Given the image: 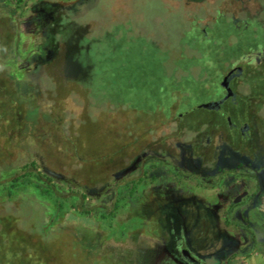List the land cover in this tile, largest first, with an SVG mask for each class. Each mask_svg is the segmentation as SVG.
<instances>
[{"label":"rangeland","instance_id":"374dc122","mask_svg":"<svg viewBox=\"0 0 264 264\" xmlns=\"http://www.w3.org/2000/svg\"><path fill=\"white\" fill-rule=\"evenodd\" d=\"M179 1L181 2V0H4L6 5L0 7V15L5 16L4 27L10 23L13 26L15 24L23 37L22 50L25 53L45 42V26L51 24L55 18L57 22L62 23L67 18L65 23H68L70 18L78 19L84 26L88 25L89 37H100V44L92 45L89 53L94 57L108 54V59L113 56L107 50V47L111 48L109 44L114 46L117 38L122 41L120 37H125L129 29L140 28L146 35L149 34V37L143 36L146 38L144 46L138 45V38L132 41L125 39V48L114 55L113 63L116 62L117 67L125 71L129 69L126 74L133 71V75L138 78L135 80L138 81V85H144L147 77H150L152 82H157L156 85H162L165 82L162 78L164 75L174 74L179 79L188 76L197 78L202 74L198 64L183 60L179 56L181 51L192 54L190 48L178 44V31L182 27L180 23L187 19L189 12L193 14L198 11V6L191 4L185 9ZM13 19L15 22H12ZM107 31H110V34L105 35ZM83 39L87 42L91 38L86 36ZM155 41L163 42L164 45L160 46L157 58L150 59L147 47L150 42ZM83 54L84 52H80L81 57ZM138 54L142 55L141 58ZM8 60L10 61L9 58L6 59ZM27 60L17 65L13 64L11 68L7 67L6 72L16 68L22 70L25 81L39 83L41 87L48 86L47 79L39 73L37 65L39 60L37 58L31 60L32 62ZM256 60L252 59L251 67H254L253 63ZM253 75L254 81L255 70ZM201 77L207 78V75ZM130 80L134 84V80ZM22 95L28 97L31 104L41 101V97L35 91L22 92ZM89 105L90 101L77 90L75 102L71 103L69 111L76 118L85 115V112L90 114L91 135L88 137L85 126L79 127L78 142L86 144L87 147L91 145L97 148L104 137L101 135L104 125L98 124L99 118L104 114V110L105 116L110 115L109 106L118 105L115 103L103 105L104 110L98 107L100 104L94 106L97 110L88 109ZM192 130L193 128H189L181 134L172 136L174 149H179L181 154L178 157L179 162L175 161L174 166L181 172L182 177H195L200 170L198 163L192 160L188 146L190 143L192 146L196 143ZM0 141L3 148L5 138ZM107 145L110 146L109 141ZM146 147L160 148L143 146ZM220 148L224 149L222 146ZM133 153L130 155L134 156L133 159L126 158L128 161L131 160L127 168L126 163H122L121 167L120 165L115 167L110 162L101 165V168H95L94 165L92 171L83 175V172L73 171L59 160L42 159L32 152L25 153L16 149L5 151L2 152L0 160V185L5 184L13 177L15 171L33 160L37 162L39 171L53 178L58 185H68L76 190L80 188V182H86V188L81 187V191L86 193L89 204L109 206L113 203V193L119 186L140 176L142 168L138 161V151ZM229 153L230 159L224 161L231 165L234 160L246 164L240 156ZM113 159L110 157V161ZM52 170H57L63 175L67 171V174L57 175ZM150 174L145 183L139 186L137 193L125 200V205L119 209L112 222L98 220L93 214L80 217L73 211L60 213L56 220H52L53 206L41 200L32 189H23L9 197L0 186V264L24 262V256L27 258L28 252L40 253L42 246H47L48 249L56 246L55 250L59 252L53 255L57 258L54 264H106L104 262L186 264L176 259L170 251L173 244L171 233L175 230L182 236L185 247L201 261L200 264H227L230 248L237 244L234 238L237 236L247 238V231L255 235L257 245L260 246L259 243L264 238V214L252 213L248 219L244 206L237 207L232 203L229 188L224 182L221 186L206 191L201 187L195 188V182L192 180L185 181L181 176L161 167L153 177ZM87 175L93 177V180L85 181ZM195 178L198 181V178ZM239 187V194H242V186ZM79 233L88 238L80 240L77 237ZM87 240L94 241L93 248L86 245ZM53 241L56 243L55 246ZM40 258L42 264H46L44 255L41 254ZM117 259L122 260L116 263Z\"/></svg>","mask_w":264,"mask_h":264},{"label":"trees","instance_id":"16d2710c","mask_svg":"<svg viewBox=\"0 0 264 264\" xmlns=\"http://www.w3.org/2000/svg\"><path fill=\"white\" fill-rule=\"evenodd\" d=\"M3 1L0 0V7L5 4ZM67 19H64L63 23L57 22L56 18L52 19V23L45 26V42L25 53L22 50L23 37L15 24L13 26L10 23L4 27L5 16L0 15V140L5 138L3 148L0 146V160L3 156L2 152L16 149L25 153L32 152L42 159L59 160L73 171L83 172V175L92 171L94 165H96L95 168H101V165L110 164V162L115 167L119 165L121 167L122 163H126L127 168L131 160L128 161L126 158L133 159L134 156L130 155L138 151V123L143 121L145 126L148 125L147 120L159 116L158 110L144 105L138 106V81L135 82L138 78L133 75V71L126 74L129 69L125 71L117 67L116 62L113 63L114 55L125 48V39L132 41L138 38L140 28L128 30L125 37H122V41L115 39L114 46L109 44L111 48L107 47V50L113 56L108 59V54L94 57L89 53L92 45L100 44V37H89L88 25L84 26L78 19L71 18L68 23H65ZM12 22H15L14 19ZM86 36L91 39L84 42L83 38ZM145 36L149 37V34ZM80 52H84L82 57ZM7 58L10 61H6ZM35 58L39 60L37 63L39 73L48 81L46 87L43 85L41 87L39 83L36 84L30 80L25 81L22 70L14 68L6 72L7 67L11 68L13 64L17 65L27 59L31 61ZM251 64L245 68V72L255 70L254 99L259 103V116L264 117L262 114L264 113V61L256 60L253 68ZM208 67L209 64L206 67L203 66L202 70H207ZM130 79L134 80V84L130 82ZM246 84L247 81L244 82V85ZM257 84H259L258 88ZM77 90L90 101L88 109L97 110L94 108L97 104H100L98 106L100 109L107 104L118 105V107L109 106V116H105L106 111L103 109L104 116H100L98 124L104 125L101 134L104 137L97 148L91 145L87 147L86 144L78 142V128L85 126L89 137L91 135L89 128L92 127V123L89 113L85 112V115L76 118L69 111L71 103L75 102ZM32 91L41 97V101L31 104L28 102L29 98L22 95V92ZM243 94L249 93L243 92ZM146 95L143 93V99ZM108 141L110 146L107 145ZM110 157L114 158L113 161H110ZM117 169L120 170V168ZM52 171L54 174L63 175L57 170ZM65 173L67 174V171ZM87 179L92 181L93 177L90 178L87 175L85 181ZM85 183L80 182V188L76 190L68 185H58L53 178L42 174L37 162L31 160L0 186L9 197L23 189H32L41 200L53 206L52 220H56L60 213L73 211L80 217L93 214L98 220L112 222L119 209L125 205V200L132 198L139 186L145 183V178L119 186L113 193V203L109 206L89 204L86 193L81 191V187L86 188ZM77 237L80 240L88 238L81 233L77 234ZM171 237L173 239L171 241L173 244L170 246L171 253L176 259L188 264L182 258L183 250L187 249L182 236L175 230L171 233ZM53 242L55 246L56 243ZM85 243L91 248L94 247V241L87 240ZM55 247L48 249L47 246H42L40 253L28 252L27 258L23 255L24 262L20 261L18 264H42L41 254L44 255L46 264H54L57 258L53 255L59 252L55 250ZM117 260L116 263L122 259Z\"/></svg>","mask_w":264,"mask_h":264},{"label":"flooded vegetation","instance_id":"af4514ba","mask_svg":"<svg viewBox=\"0 0 264 264\" xmlns=\"http://www.w3.org/2000/svg\"><path fill=\"white\" fill-rule=\"evenodd\" d=\"M180 4L185 9L196 5L198 11L189 12L180 23L178 44L189 47L192 54L181 51L179 56L198 64L201 76L206 74L207 78L178 79L169 74L162 76L165 81L162 85H156L150 77L144 85H138V106L159 111L158 117L147 120L148 125L138 123V147H141L138 161L142 168L138 179L146 180L150 173L153 177L160 167L182 177L174 166L181 154L174 149L172 136L193 128L196 143L188 146L192 160L200 168L195 176L198 181L192 176L182 178L192 180L195 188L206 191L224 182L232 203L244 206L248 219L253 214H264V117L259 116V103L254 99V70L245 72L252 59L264 61V0H181ZM145 34L138 30V45L144 46ZM161 45L163 42H150L147 47L150 59L157 58ZM204 63L209 64L207 70H202L206 67ZM233 70L237 73L229 80L231 94L226 97L228 91L222 82ZM143 93L147 94L145 101ZM219 100L223 102L214 109L200 107ZM144 145L160 148H143ZM229 152L243 158L246 164L234 160L231 165L224 161L230 159ZM184 251L194 263L186 261ZM183 252L182 258L188 264L201 263L189 250Z\"/></svg>","mask_w":264,"mask_h":264},{"label":"crops","instance_id":"0c3cea01","mask_svg":"<svg viewBox=\"0 0 264 264\" xmlns=\"http://www.w3.org/2000/svg\"><path fill=\"white\" fill-rule=\"evenodd\" d=\"M247 233V238L240 236L234 238L237 244L230 248L228 264H264V238L259 243L262 246L260 247L257 245L255 235L250 231Z\"/></svg>","mask_w":264,"mask_h":264},{"label":"water","instance_id":"95a60500","mask_svg":"<svg viewBox=\"0 0 264 264\" xmlns=\"http://www.w3.org/2000/svg\"><path fill=\"white\" fill-rule=\"evenodd\" d=\"M237 73V70H233L230 73H228L226 75V77L223 79L222 85L227 89L228 93L226 95V97H228L231 94V91L229 89L228 83L230 78L232 77L233 74ZM223 102V100H219V101H215V102H211V103H206V104H202L200 105V107L204 108V109H214L216 107H218L221 103ZM183 256L186 259V261L190 262V263H194L195 260L189 255V253L187 251L183 252Z\"/></svg>","mask_w":264,"mask_h":264}]
</instances>
